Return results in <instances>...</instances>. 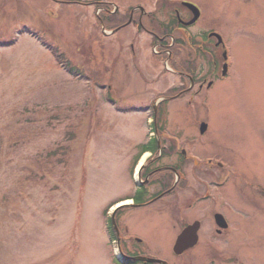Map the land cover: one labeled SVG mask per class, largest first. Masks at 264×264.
<instances>
[{
  "label": "rangeland",
  "instance_id": "obj_1",
  "mask_svg": "<svg viewBox=\"0 0 264 264\" xmlns=\"http://www.w3.org/2000/svg\"><path fill=\"white\" fill-rule=\"evenodd\" d=\"M192 1L202 11L200 29L225 38L231 75L215 85L216 92L211 89L207 103L205 87L193 104L187 97L171 103L167 126L182 131L183 143L193 139L200 157L227 159L226 147L233 146L237 173L262 180L264 0ZM87 10L52 0H0V264H122L109 234L118 210L149 251L176 259L179 229L157 211L163 206L133 211L118 204L137 187L134 158L153 135L152 102L179 84L178 77L148 43L141 44L146 48L138 58L143 70L114 65L130 62L127 47L123 60L116 59V41L95 33ZM55 51L66 63H59ZM202 121L209 122L205 137L199 133ZM234 188L229 197L235 204L257 198ZM201 211L190 217H204ZM258 215L240 225L247 242L237 253L247 264H264V216ZM194 232L186 229L185 239ZM210 250L201 245L185 261L212 264ZM181 261L177 256L172 262Z\"/></svg>",
  "mask_w": 264,
  "mask_h": 264
},
{
  "label": "flooded vegetation",
  "instance_id": "obj_2",
  "mask_svg": "<svg viewBox=\"0 0 264 264\" xmlns=\"http://www.w3.org/2000/svg\"><path fill=\"white\" fill-rule=\"evenodd\" d=\"M52 1L63 7L77 5L85 10L89 9L87 11H90L94 18L95 33L102 39L116 41L113 43L114 52L117 53L116 59L123 60L121 52L127 47L126 53L130 62H112L114 65H123L125 69L131 66L135 70H143L144 66L138 58H141L146 48L141 44L146 46L148 43L163 63L172 65V68L167 70L178 77L179 84L173 83V87L166 90L167 94L152 102L155 119L153 135L149 140L144 139L138 146L134 158L137 187L125 206L128 205L126 208L133 211L146 208L156 210L153 205L159 204L163 207L157 211L166 212L172 219L173 228L179 229L176 240L172 236L171 241L175 240L176 243L183 234V243H189L191 238L185 239L189 234L183 232L192 224L196 227L191 237L194 236L196 241L194 245L179 253L172 249L173 257L176 258L174 260L153 253L146 247V240L126 225V219H123L125 213L118 210L115 213L117 228L113 227L111 230L114 241L121 246V262L164 264L142 259L153 257L166 264H173L177 261V256H180L183 259L181 262L188 264L185 261L189 259L188 252L206 245L211 249L208 253L210 259H207L212 264H247L237 253L239 244L244 245L247 242L246 229L242 233L240 225L251 219L256 220L252 215L264 216L263 203L258 201L260 198L264 199V179L258 180L254 176L237 173L231 158L237 150L233 146L226 147L229 156L227 159L221 154L200 157L192 149L196 145L192 142L193 139L188 137L183 143L181 130L173 131L170 126L156 124L159 114L164 119L169 117L171 103L187 97V102L193 104L198 101L197 98L201 96L204 87L207 93L203 95L202 102L207 103L211 89L216 92L220 87L218 85L215 90V85L226 80L222 77V53L217 43L211 40V30L200 29L201 17L191 22L193 12L183 4L188 0ZM203 58L207 63L204 70ZM205 132L199 133L205 137ZM145 156L146 159L141 162ZM231 185L235 187L236 192L249 190L252 194H257V198L251 203L244 199L242 204H235L229 197ZM165 198H168L172 205L168 203L170 206L164 207L167 206ZM196 209H201L205 216L191 218L190 212ZM207 213L211 214V217ZM206 219L208 222L205 223ZM237 236H242L239 241L234 240ZM219 252L225 255L219 256Z\"/></svg>",
  "mask_w": 264,
  "mask_h": 264
},
{
  "label": "water",
  "instance_id": "obj_3",
  "mask_svg": "<svg viewBox=\"0 0 264 264\" xmlns=\"http://www.w3.org/2000/svg\"><path fill=\"white\" fill-rule=\"evenodd\" d=\"M187 5H189V6H192L194 9H195V12H196V17H198V15H199V10H198V8L196 7V6H194L193 4H190V3H187ZM217 35V34H216ZM218 36V38H219V40H221L220 39V36L219 35H217ZM205 126V125H204ZM190 228H194L195 229V225L193 226V227H189V229ZM183 238H184V236H183V234L179 237V239H178V241H177V243H176V245H175V250L177 251V252H179V251H183V250H185L186 248H188V247H190V246H192V245H194V243H195V237L193 236V237H191V239H190V241H189V243H183Z\"/></svg>",
  "mask_w": 264,
  "mask_h": 264
},
{
  "label": "trees",
  "instance_id": "obj_4",
  "mask_svg": "<svg viewBox=\"0 0 264 264\" xmlns=\"http://www.w3.org/2000/svg\"><path fill=\"white\" fill-rule=\"evenodd\" d=\"M55 52H56V51H55ZM55 52L53 53V55H55L54 57L57 58V60L59 61V63H60V62H61V63H64V62L66 63L65 59H64V58L62 59L63 55H61V54H59V53H57V52L55 53ZM65 67H66L69 71H71V72L73 71V72H74V69H73V68H69V66H67V64L65 65ZM111 227H112V226L110 225V228H111ZM111 233H113L112 230H111Z\"/></svg>",
  "mask_w": 264,
  "mask_h": 264
},
{
  "label": "bare ground",
  "instance_id": "obj_5",
  "mask_svg": "<svg viewBox=\"0 0 264 264\" xmlns=\"http://www.w3.org/2000/svg\"><path fill=\"white\" fill-rule=\"evenodd\" d=\"M146 157H147V156H145V157L142 159V161H141V162H143V161L146 159ZM124 203H127V202H124Z\"/></svg>",
  "mask_w": 264,
  "mask_h": 264
}]
</instances>
